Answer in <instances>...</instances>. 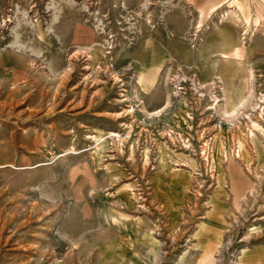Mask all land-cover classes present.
<instances>
[{"label": "rangeland", "instance_id": "374dc122", "mask_svg": "<svg viewBox=\"0 0 264 264\" xmlns=\"http://www.w3.org/2000/svg\"><path fill=\"white\" fill-rule=\"evenodd\" d=\"M193 1L0 0V264H255L264 29L245 100L224 99ZM179 69L220 81L214 108L174 97Z\"/></svg>", "mask_w": 264, "mask_h": 264}, {"label": "crops", "instance_id": "0c3cea01", "mask_svg": "<svg viewBox=\"0 0 264 264\" xmlns=\"http://www.w3.org/2000/svg\"><path fill=\"white\" fill-rule=\"evenodd\" d=\"M197 3L200 4V0H198ZM195 4L196 2L193 1L191 7H194L198 12L200 9H203L202 11L207 13V15L199 21V25L215 24L212 29L208 30L203 38L200 39L202 42L199 43L197 47L200 48L206 41L208 42L207 51L204 53V55H207V78H205V80L212 76H219L223 81L224 99L227 93L234 92L235 102L241 98L245 100L249 87L247 74L250 72L252 66H254L263 55L262 51L260 49L258 50L256 45H258L257 36L262 33V30L259 31V29H264L263 24H261V22L264 21L262 20L264 19V0H201V4L197 6L199 7V10ZM222 13L225 14V16H222ZM219 16L220 19L217 21ZM216 21L218 23H216ZM187 23L188 21L185 19L183 24ZM190 24L197 23L191 22ZM248 27L253 28L255 31L257 30L258 32H253V34L255 33L254 36L256 35L254 40L252 38V41L245 45L237 39V32L241 28ZM237 42L241 45L239 56H229L228 58L221 56L223 52L230 51ZM197 48L192 50L189 47V51L193 55V57L191 55V58L188 53L187 57L183 59H181L176 53L174 54L179 57L182 63L191 60L196 63L197 66ZM168 54V51H165V55L162 59H159V62L166 59L169 56ZM210 64L212 65V68H210ZM159 70L160 68L156 66L147 74L151 77L155 76V74L157 76ZM228 77L231 78V82L228 81ZM257 247L255 264H264V244ZM247 254L250 255L253 253L248 251Z\"/></svg>", "mask_w": 264, "mask_h": 264}, {"label": "built area", "instance_id": "2783aa9c", "mask_svg": "<svg viewBox=\"0 0 264 264\" xmlns=\"http://www.w3.org/2000/svg\"><path fill=\"white\" fill-rule=\"evenodd\" d=\"M193 66H191L192 68ZM188 67L187 69H191ZM219 80L208 81L205 83H201L194 72L187 74V71H183L181 69L177 70L170 81L171 89L175 98L184 97L187 91L192 92L197 97L207 96L212 102L211 108H214L216 103L219 101V98L216 96V92L219 88ZM206 90V92H205ZM204 91V92H203ZM220 122V121H219Z\"/></svg>", "mask_w": 264, "mask_h": 264}, {"label": "bare ground", "instance_id": "6f19581e", "mask_svg": "<svg viewBox=\"0 0 264 264\" xmlns=\"http://www.w3.org/2000/svg\"><path fill=\"white\" fill-rule=\"evenodd\" d=\"M148 77H149V79H150V84H152V82H153V79H152V77L151 76H149L148 75ZM221 90V89H220ZM218 97V96H217ZM218 103V102H217Z\"/></svg>", "mask_w": 264, "mask_h": 264}]
</instances>
